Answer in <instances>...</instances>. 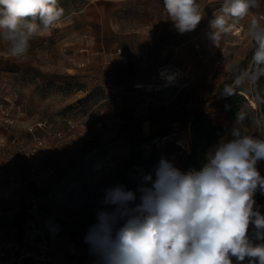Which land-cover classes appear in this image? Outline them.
<instances>
[{"label":"rangeland","instance_id":"1","mask_svg":"<svg viewBox=\"0 0 264 264\" xmlns=\"http://www.w3.org/2000/svg\"><path fill=\"white\" fill-rule=\"evenodd\" d=\"M197 2L203 19L185 34L163 0H58L61 22L33 38L24 57L12 58L0 38V242L27 240L32 249L44 239L53 254L93 264L84 236L106 207L104 189H136L143 174L155 178L162 157L199 170L237 112L247 114L246 134L264 138L259 107L237 97L258 101L256 87L236 84L255 68L248 29L253 18L264 25V0L215 41L210 21L222 0ZM165 68L183 78L167 86ZM226 87L234 95L222 97ZM41 122L64 137L47 138L49 149L35 154V137L47 134L29 129ZM174 134L160 148L144 147ZM106 157L113 168L104 167ZM257 167L264 176V160ZM255 198L264 205V195Z\"/></svg>","mask_w":264,"mask_h":264},{"label":"clouds","instance_id":"2","mask_svg":"<svg viewBox=\"0 0 264 264\" xmlns=\"http://www.w3.org/2000/svg\"><path fill=\"white\" fill-rule=\"evenodd\" d=\"M257 0H222L210 21V38L230 30V20H242ZM174 29L194 31L203 19L197 0H163ZM58 0H0V38L9 43L12 58H22L30 41L61 22ZM39 21V23L37 22ZM255 70L236 84L256 86L264 77V25L251 20ZM234 95L226 87L222 97ZM247 114L237 112L233 126L205 154L199 170L182 171L161 158L152 174H143L136 189L115 185L104 189L95 223L84 236L93 264H264V138L242 130ZM261 125V121H256ZM139 201V202H137ZM59 226L52 228L55 234Z\"/></svg>","mask_w":264,"mask_h":264},{"label":"built area","instance_id":"3","mask_svg":"<svg viewBox=\"0 0 264 264\" xmlns=\"http://www.w3.org/2000/svg\"><path fill=\"white\" fill-rule=\"evenodd\" d=\"M255 70V68H254ZM6 123H13L11 115L9 113L6 114ZM261 120L264 123L263 116L261 115ZM49 127H47L46 123H39L36 126H33L29 129V131L34 134L38 129L43 130L45 134H47L46 138L35 137V148L34 153H38L40 150L49 149V145L47 143V138H52L54 141L58 139H62L64 137L62 132L52 131ZM175 139V138H174ZM166 140L162 137H157L151 139V141L147 142L144 146L149 149L153 146L160 148L165 144ZM104 167L113 168V162L108 160V157L104 159ZM32 195V201L36 204L39 200L34 194ZM139 202V201H138ZM27 240L22 241H6L0 242V264H23L26 260H32L37 264H73V260L69 258L67 255H55L53 254V249L51 244L47 240H41L38 242L35 248L29 249L26 245Z\"/></svg>","mask_w":264,"mask_h":264},{"label":"bare ground","instance_id":"4","mask_svg":"<svg viewBox=\"0 0 264 264\" xmlns=\"http://www.w3.org/2000/svg\"><path fill=\"white\" fill-rule=\"evenodd\" d=\"M181 73L178 71L171 70L169 68H165L160 72V75H161L162 81H164L165 84H168L167 86H171L172 83L176 82L178 79L183 78V75ZM239 94L244 96L245 98H247V100L250 104V107L252 109L258 108L259 105H257V101L254 98L249 97L247 95V93H245L243 91H240ZM174 136H175V134L170 135V136H166L164 138V140L173 139Z\"/></svg>","mask_w":264,"mask_h":264},{"label":"trees","instance_id":"5","mask_svg":"<svg viewBox=\"0 0 264 264\" xmlns=\"http://www.w3.org/2000/svg\"><path fill=\"white\" fill-rule=\"evenodd\" d=\"M256 94H257V99H258V104L260 113L263 116L264 120V77H261L259 81L257 82V85L255 86ZM238 99L243 100V96H237ZM228 117H232V114H228Z\"/></svg>","mask_w":264,"mask_h":264},{"label":"water","instance_id":"6","mask_svg":"<svg viewBox=\"0 0 264 264\" xmlns=\"http://www.w3.org/2000/svg\"><path fill=\"white\" fill-rule=\"evenodd\" d=\"M257 105H259V104H258V101H257ZM259 106H260V105H259ZM259 106H258V107H259Z\"/></svg>","mask_w":264,"mask_h":264}]
</instances>
